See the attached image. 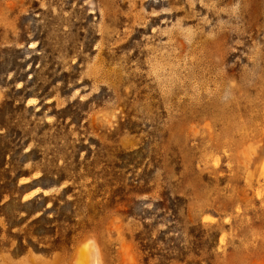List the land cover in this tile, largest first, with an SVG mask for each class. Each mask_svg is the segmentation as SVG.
<instances>
[{"label":"rangeland","instance_id":"rangeland-1","mask_svg":"<svg viewBox=\"0 0 264 264\" xmlns=\"http://www.w3.org/2000/svg\"><path fill=\"white\" fill-rule=\"evenodd\" d=\"M0 264H264V0H0Z\"/></svg>","mask_w":264,"mask_h":264},{"label":"crops","instance_id":"crops-1","mask_svg":"<svg viewBox=\"0 0 264 264\" xmlns=\"http://www.w3.org/2000/svg\"><path fill=\"white\" fill-rule=\"evenodd\" d=\"M33 179H35V178H33ZM33 181H35V180H32V182ZM31 183V181H29V182H25V183H23V184H19L20 186H22V187H25V186H27V185H29ZM37 188H33V189H31V188H29V189H27L24 193H23V197H22V201H24V202H27V201H31V200H33V199H35V198H39V197H49V193L51 192V191H53V189L51 188V189H42L43 190V192H40V193H38V194H34L31 198H29L28 200H26L25 199V197L28 195H30V194H33V192L36 190ZM46 191H48V194H45L46 193Z\"/></svg>","mask_w":264,"mask_h":264},{"label":"bare ground","instance_id":"bare-ground-1","mask_svg":"<svg viewBox=\"0 0 264 264\" xmlns=\"http://www.w3.org/2000/svg\"><path fill=\"white\" fill-rule=\"evenodd\" d=\"M36 45L35 44H32L31 46H30V48H34ZM36 99L35 98H31V99H29L28 101H27V104L28 105H35L36 104ZM24 182V181H23ZM40 192H43V190L41 189V188H37L34 192H33V194H30L29 196L27 195L26 197H25V199L26 200H28L29 198H31L34 194H38V193H40ZM45 194H48V191H46V193Z\"/></svg>","mask_w":264,"mask_h":264}]
</instances>
